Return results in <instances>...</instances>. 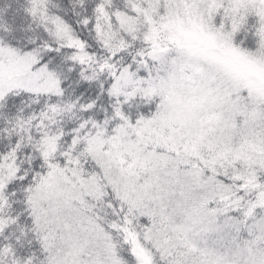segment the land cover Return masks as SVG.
<instances>
[{"label": "snow or ice", "instance_id": "snow-or-ice-1", "mask_svg": "<svg viewBox=\"0 0 264 264\" xmlns=\"http://www.w3.org/2000/svg\"><path fill=\"white\" fill-rule=\"evenodd\" d=\"M0 264H264V0H0Z\"/></svg>", "mask_w": 264, "mask_h": 264}]
</instances>
